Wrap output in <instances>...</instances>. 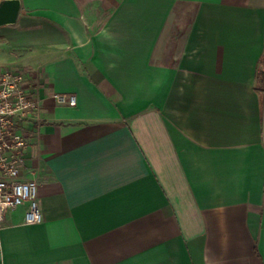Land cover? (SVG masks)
<instances>
[{
	"label": "crops",
	"instance_id": "crops-1",
	"mask_svg": "<svg viewBox=\"0 0 264 264\" xmlns=\"http://www.w3.org/2000/svg\"><path fill=\"white\" fill-rule=\"evenodd\" d=\"M21 2L43 220L5 213L0 264H264V0Z\"/></svg>",
	"mask_w": 264,
	"mask_h": 264
},
{
	"label": "built area",
	"instance_id": "built-area-1",
	"mask_svg": "<svg viewBox=\"0 0 264 264\" xmlns=\"http://www.w3.org/2000/svg\"><path fill=\"white\" fill-rule=\"evenodd\" d=\"M55 99L62 105L75 106L78 96L72 92H57ZM40 99L29 84L26 72L0 66V227L5 213L25 205L24 222L43 220L39 200V182L27 176L29 134L22 123L36 117Z\"/></svg>",
	"mask_w": 264,
	"mask_h": 264
},
{
	"label": "water",
	"instance_id": "water-1",
	"mask_svg": "<svg viewBox=\"0 0 264 264\" xmlns=\"http://www.w3.org/2000/svg\"><path fill=\"white\" fill-rule=\"evenodd\" d=\"M21 0H1L0 1V27L14 24L18 20L21 11Z\"/></svg>",
	"mask_w": 264,
	"mask_h": 264
},
{
	"label": "trees",
	"instance_id": "trees-1",
	"mask_svg": "<svg viewBox=\"0 0 264 264\" xmlns=\"http://www.w3.org/2000/svg\"><path fill=\"white\" fill-rule=\"evenodd\" d=\"M261 75H262V77H263V79H264V72H262Z\"/></svg>",
	"mask_w": 264,
	"mask_h": 264
}]
</instances>
